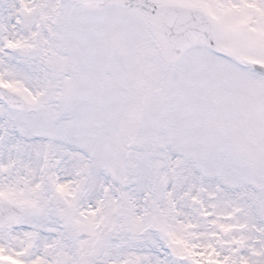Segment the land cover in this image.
Returning a JSON list of instances; mask_svg holds the SVG:
<instances>
[{"label": "snow or ice", "instance_id": "obj_1", "mask_svg": "<svg viewBox=\"0 0 264 264\" xmlns=\"http://www.w3.org/2000/svg\"><path fill=\"white\" fill-rule=\"evenodd\" d=\"M0 264H264V0H0Z\"/></svg>", "mask_w": 264, "mask_h": 264}]
</instances>
